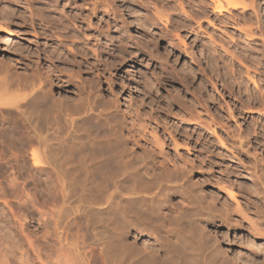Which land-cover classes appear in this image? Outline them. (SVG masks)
<instances>
[{
    "label": "rangeland",
    "instance_id": "374dc122",
    "mask_svg": "<svg viewBox=\"0 0 264 264\" xmlns=\"http://www.w3.org/2000/svg\"><path fill=\"white\" fill-rule=\"evenodd\" d=\"M103 1L0 0V61L22 75L39 70L21 97L34 98L38 82L46 101L26 97L23 112L13 110L20 119L0 113V264H183L181 252L196 264H264V0H235L249 7L223 14L218 0ZM21 120L28 131L8 128ZM78 143L94 145L85 153L114 174L133 156L147 160L146 178L167 168L183 180L172 179L175 191L157 204L150 193L129 204L116 190V202L132 208L130 225L97 202L121 180L79 170ZM101 219L115 231L112 253Z\"/></svg>",
    "mask_w": 264,
    "mask_h": 264
},
{
    "label": "bare ground",
    "instance_id": "6f19581e",
    "mask_svg": "<svg viewBox=\"0 0 264 264\" xmlns=\"http://www.w3.org/2000/svg\"><path fill=\"white\" fill-rule=\"evenodd\" d=\"M99 1V0H98ZM103 1V0H102ZM202 1V0H201ZM204 1V0H203ZM202 1V2H203ZM210 1H212V0H210ZM216 1V0H215ZM223 1V0H222ZM104 2V1H103ZM213 2V1H212ZM216 2H218L217 4H216V6H215V10H216V12H218V13H222V12H224V11H227L228 12V9L229 8H238V7H244V9H246V7L248 6H246V5H244L243 4V2H237V1H235V0H225L224 1V3L225 4H223L222 2H219V0L218 1H216ZM96 3V2H95ZM100 3V2H99ZM98 3V4H99ZM102 3V2H101ZM205 3H206V1H205ZM213 3H215V2H213ZM212 3V4H213ZM97 4V5H98ZM200 4V3H199ZM207 4H209V3H207ZM48 5V4H47ZM109 5V4H108ZM215 5V4H214ZM55 6V5H54ZM96 6V5H95ZM94 6V7H95ZM99 6V5H98ZM105 6H107V5H105ZM110 6V5H109ZM111 6H113V5H111ZM200 6V5H199ZM204 6V5H203ZM208 6V5H207ZM253 5H251L250 7H252ZM97 7V6H96ZM103 7V6H102ZM249 7V6H248ZM247 7V8H248ZM50 9H51V6L49 7ZM114 8V7H113ZM113 8H111V9H113ZM202 8V7H201ZM94 9V8H93ZM105 9H107V8H105ZM110 9V8H109ZM206 9H207V7H206ZM209 9V8H208ZM213 9V8H212ZM55 10V9H54ZM232 10V9H231ZM57 11V10H56ZM55 11V12H56ZM96 11V10H95ZM205 11V10H204ZM203 11V12H204ZM230 11V10H229ZM42 12V11H41ZM47 12H49V11H47ZM58 12V11H57ZM108 12H113L112 10H110V11H108ZM208 12V11H207ZM213 12H215V11H213ZM215 12V13H216ZM114 14H115V12H113ZM117 13V12H116ZM202 14V13H201ZM207 13L205 12V15H206ZM217 14V13H216ZM223 14V13H222ZM44 15V14H43ZM220 15V14H219ZM202 16H203V14H202ZM43 18H44V16H43ZM41 19H42V16H41ZM47 20V19H46ZM45 20V22H47ZM51 20V19H50ZM49 20V22L51 23L52 21H50ZM58 20H56V22H57ZM55 22V21H54ZM54 22H53V24H54ZM55 22V23H56ZM49 24V23H48ZM57 24V23H56ZM58 24H60V23H58ZM62 25H63V23H62ZM60 27H61V25H60ZM8 37V36H7ZM9 42H11V39H9V38H6V40L3 42L4 44H8ZM12 67H13V65L11 66V64L10 65H7L6 63H3L2 61H0V113L2 114V112H4V111H6V113H7V111H12V112H14V111H17V112H23V111H20V109H21V103H22V101H24V100H26V97H28L30 94H29V92H28V96L26 95V97H24V98H22L21 97V92H22V90H23V86H24V83L28 80V79H30L29 81H31L32 80V82L33 81H36V80H38V82H40V78H42V76L40 75V73L37 71V69H34L35 71L32 73V74H30V75H22V74H18V72H13V70H12ZM38 66H36V68H37ZM40 68V67H39ZM31 69V68H30ZM15 70H16V68H15ZM41 70V69H40ZM32 71V70H31ZM21 73V72H20ZM42 74V73H41ZM2 75V76H1ZM2 77V78H1ZM46 77H44V79H45ZM48 79V78H47ZM49 80V79H48ZM43 81V80H42ZM50 81V80H49ZM38 82H37V84H38ZM43 82H41L40 83V85L42 84ZM45 83V82H44ZM49 82L47 81V84H48ZM26 84L27 85H29L27 82H26ZM25 84V85H26ZM36 84V82H35V86H37V87H34V89L35 88H37L36 90H34V95H33V97L34 98H32V96L31 97H29V98H32L33 99V101H31V103L32 102H34V103H36V102H38L39 100L38 99H40V101H41V99L42 98H40L37 94H38V92L39 91H37V90H40V88H41V86L43 85H39L40 87L38 88V85ZM46 84V85H47ZM51 84V83H50ZM34 85V84H33ZM31 86V85H30ZM44 86V85H43ZM29 87V86H28ZM32 87V86H31ZM32 87V88H33ZM43 88V87H42ZM26 89H27V86H26ZM25 88H24V91L26 90ZM29 89V88H28ZM27 89V90H28ZM31 89V88H30ZM44 89H46V87L44 88ZM48 89V88H47ZM27 90H26V92H27ZM49 90H50V86H49ZM29 91V90H28ZM33 91V90H32ZM41 91V90H40ZM30 92H31V90H30ZM50 92V91H49ZM25 93V92H24ZM42 93V92H41ZM46 93V92H45ZM47 94V93H46ZM45 95V94H44ZM49 95V94H48ZM47 95V96H48ZM88 96V95H87ZM43 97V96H42ZM45 97H46V95H45ZM49 98H50V96L48 97V100H49ZM46 100H47V97H46ZM50 100H52L51 98H50ZM45 102L46 103V101L43 99L41 102ZM43 102V103H44ZM48 102V101H47ZM52 103H50V104H52V105H54L53 103V101H51ZM55 102H59V100L58 101H55ZM24 103H26V102H24ZM60 103V102H59ZM62 103H60L59 105H58V108H60L61 109V107H64L63 105H61ZM100 104V103H99ZM24 105H27V104H24ZM24 105H22L23 106V108H24ZM29 105V104H28ZM30 105H32V104H30ZM29 105V106H30ZM41 105H43L42 103L41 104H39V106H41ZM34 106V105H33ZM32 106V107H33ZM103 106V105H102ZM35 107V106H34ZM33 107V109H34V112L36 111L37 112V110L35 109ZM44 107H46L45 106V104H44ZM54 107V106H53ZM53 107H51V108H53ZM57 107V106H56ZM66 107V106H65ZM75 107V106H74ZM80 107V106H79ZM79 107H78V109H79ZM30 108V107H29ZM37 108H38V106H37ZM43 108V107H42ZM55 108V107H54ZM54 108H53V110H54ZM25 109H27V107L25 108ZM39 109H40V107H39ZM38 109V110H39ZM45 109V108H44ZM43 109V110H44ZM47 109V108H46ZM57 109V108H56ZM14 110V111H13ZM22 110V109H21ZM28 110H30V109H28ZM41 110V109H40ZM43 110H41L42 111V113H43ZM62 110H63V108H62ZM65 110V109H64ZM74 110V109H73ZM2 111V112H1ZM31 111V110H30ZM67 111V110H66ZM16 112V113H17ZM40 112V111H39ZM39 112L38 113H36V114H39ZM52 112H54V111H52ZM57 112H60V113H62L63 111H60V110H58ZM75 112H77L76 111V109H75ZM9 113L10 112H8V116H9ZM16 113L14 112L13 114H15L16 115ZM25 113H26V110H25ZM28 114H29V111L27 112ZM26 113V114H27ZM31 114L33 113V112H30ZM41 113V112H40ZM1 114H0V116H1ZM20 113H18L16 116L19 118L20 117V115H19ZM26 114H24V115H26ZM47 114V113H46ZM65 114H66V116H67V112H65ZM2 115H4V114H2ZM6 115V114H5ZM10 115H11V113H10ZM15 115H13V116H15ZM22 115V114H21ZM30 115V114H29ZM41 115V114H40ZM49 115H50V113H49ZM31 116V115H30ZM36 116V115H35ZM39 116V115H38ZM38 116H36V117H38ZM42 116H44V115H42ZM57 116H58V114H57ZM59 116H61V115H59ZM63 116H64V113H63ZM24 117V116H23ZM25 117H27V115L25 116ZM24 117V118H25ZM32 117H33V115H32ZM47 117V116H46ZM13 118V117H12ZM15 118V117H14ZM21 118V117H20ZM19 118V119H20ZM24 118L22 119V120H24ZM43 118V117H42ZM45 118V117H44ZM57 118V117H56ZM19 119H17V120H19ZM28 119V118H27ZM26 119V120H27ZM35 119V118H34ZM41 119V118H40ZM15 120H16V118H15ZM14 120V121H15ZM21 120V122H18V123H13L12 125H10L9 124V126H8V128H12V129H17L19 132H21V130H19V129H22V128H25L28 124H30L29 122L30 121H32V120H30L29 122H28V120H27V122H28V124H26V123H24L23 121ZM34 121V120H33ZM47 121V120H46ZM3 122H5L4 120H3ZM8 122H9V119H8ZM17 122V121H16ZM23 122V123H22ZM36 122V121H35ZM38 122V121H37ZM45 122V121H44ZM49 122V121H48ZM81 122V121H80ZM1 123V122H0ZM6 123V122H5ZM32 123V122H31ZM51 123V122H50ZM53 123H55L54 121H53ZM57 124V123H56ZM2 125H4V123H2ZM32 125V124H31ZM34 125L35 126H33L32 128L34 129L35 127H36V129H37V126H36V124L34 123ZM51 125V124H50ZM53 125V124H52ZM55 125V124H54ZM5 126V125H4ZM49 126V125H48ZM48 126H47V124H46V128H48ZM78 126V125H77ZM39 127V126H38ZM50 128L52 127V126H49ZM58 127V126H57ZM79 127V126H78ZM82 127V126H81ZM83 127H84V124H83ZM5 128V127H4ZM6 128H7V124H6ZM5 128V129H6ZM7 128V129H8ZM28 126L25 128L27 131H28ZM40 128V127H39ZM42 128V127H41ZM87 128V127H86ZM1 129V128H0ZM12 129H10V131H12ZM56 129V128H55ZM58 129H59V127H58ZM9 130V129H8ZM16 130V131H17ZM39 130V129H38ZM40 130H43V129H40ZM52 130H53V128H52ZM9 131V132H10ZM25 131V130H24ZM24 131H23V133H24ZM37 130H35V132H36ZM49 131V130H48ZM46 132V134H48V133H50V132ZM84 131H86V130H84L83 129V132ZM1 132H4V131H2L1 130ZM8 132V133H9ZM26 132V131H25ZM34 132V133H35ZM40 132V131H39ZM38 132V133H39ZM42 132V131H41ZM82 132V131H81ZM80 131H79V134L81 133ZM82 132V133H83ZM27 133V132H26ZM30 133V132H29ZM43 133V132H42ZM51 133H57V132H51ZM50 133V134H51ZM60 133V132H59ZM74 133H75V131H74ZM77 133V132H76ZM86 134L87 133H89L88 132V130H87V132H85ZM19 134H22V133H19ZM33 134V133H32ZM41 134V133H40ZM39 134V135H40ZM45 134V135H46ZM54 134V135H55ZM84 134V133H83ZM23 135V134H22ZM44 135V134H43ZM52 135V134H51ZM50 135V136H51ZM54 135H52V137L54 136ZM66 135V134H65ZM80 135H82V134H80ZM88 135V134H87ZM27 136V135H26ZM35 136V135H34ZM41 136H42V134H41ZM40 136V137H41ZM48 136V135H47ZM73 136V135H72ZM12 137V136H11ZM14 137V136H13ZM36 137H38V139H39V136L37 135ZM36 137H33L34 139L36 138ZM42 137H44V136H42ZM46 137V136H45ZM85 137V136H84ZM89 137H91L90 136V133H89ZM28 138H29V136H28ZM27 138V139H28ZM32 138V137H31ZM30 138V139H31ZM33 138L31 139V142H32V144L31 145H33V142L35 143L36 141H38V140H33ZM50 138V137H49ZM53 138H57V137H53ZM60 137H58V139H59ZM78 138V137H77ZM77 138H75L74 137V139H75V141H76V139ZM80 138H81V136H80ZM86 139H87V141H88V138L87 137H85ZM93 138V137H92ZM46 139H48V137L46 138ZM55 139H49V141L51 140H55ZM65 139V138H64ZM84 139V138H83ZM83 139H80L81 141H83ZM91 139V138H90ZM15 140V139H14ZM44 140V139H43ZM46 142L48 141V140H45ZM44 141V142H45ZM50 141V142H51ZM59 141V140H58ZM64 141V140H63ZM85 141V140H84ZM83 141V142H84ZM86 141V142H87ZM90 141V140H89ZM38 142H40V141H38ZM45 142V143H46ZM76 142H79V141H76ZM82 142V143H83ZM85 142V143H86ZM91 142V141H90ZM93 142V141H92ZM41 143H42V139H41ZM45 143H42V144H45ZM62 143V142H61ZM82 143H78V144H80L79 146H81L82 145ZM89 143V142H88ZM87 143V144H88ZM96 144L97 143V141L96 142H93V144ZM39 144L40 143H38L37 144V146H39ZM84 144V143H83ZM87 144H85V145H87ZM92 143H90V144H88V145H91ZM27 145H29L28 144V142H27ZM76 145V144H75ZM74 145V146H75ZM34 146V145H33ZM32 146V147H33ZM36 146V147H37ZM41 146V145H40ZM44 146V145H43ZM51 146V145H50ZM53 146V145H52ZM71 146H73V144L71 145ZM92 146V145H91ZM106 146V145H105ZM104 146V147H105ZM35 147V146H34ZM42 147V146H41ZM40 147V148H41ZM76 147H78V145H76ZM76 147H74L76 150L78 149V148H76ZM93 147H95L94 145H93ZM93 147H89V148H93ZM98 147V146H97ZM100 147V146H99ZM39 147H37V149L35 148V151L33 152L32 151V153H35V152H37V150H40V149H38ZM43 148V147H42ZM54 148V147H53ZM81 148H83V146H81ZM88 148V149H89ZM84 149L85 150H88L87 148H83V151H84ZM74 150V149H73ZM95 150V149H94ZM96 150H97V148H96ZM78 151H80V150H78ZM71 152H73L72 151V147H71ZM89 152H91L90 150H89ZM88 151L85 153V151L84 152H81V154H80V156H79V154H78V158H79V170H81L82 172H84V174H86V175H92V176H98V177H100V180L101 179H106V180H109V179H111V178H115V177H117V179L119 178L120 180H121V182H120V184L119 185H117V186H113V185H111V186H113V187H115L116 189L115 190H110V189H106L105 188V190H107L106 192L107 193H104V192H102V193H104L105 195L103 196V199L101 200V201H97L99 204H102V203H105L108 207H109V209L110 208H113L115 211H110V212H113V213H115L117 216H119L120 217V220H124L125 222H127L128 224H130V225H132V224H134V222H133V220L131 219V211H130V209H132V208H129V209H127L126 208V205L125 206H122V204L121 203H119V202H116V200L117 199H115V197L117 198L118 196H120L118 193V195H116L115 196V192H116V190H120V191H124V194H125V192L128 194V195H130L131 196V201L129 202V204H132L133 202H135V200H136V198H138L139 196H142L143 194H147V193H150V194H152L153 196H152V198L150 199V203L151 204H157V203H159V202H161V199L163 200V196H166L168 193H171V192H173V191H175V189L172 187V186H170V182H172V179L174 180L175 179V181H176V179H179V178H181L182 176H183V173H179V172H177V175H176V172H175V174L174 173H172V171H171V173H170V170H168V171H165V169H167V168H165V167H163V168H165L163 171L164 172H160V168H159V172L161 173H158V175H156L155 174V172H154V169H151V170H153V172H154V174H155V176H152L153 178H150V176H149V178H146V176L148 175V173L150 172V168H149V172H148V162H147V160H141L140 158H139V161H138V159H131V158H127L126 156V160H125V162H124V164L120 167V169H119V171H117L115 174L114 173H112L111 172V170H107V169H103V165L104 164H101L100 162H99V158L95 155V154H93V153H89ZM96 152V151H95ZM123 152V151H122ZM126 152L128 153V151L126 150ZM145 152H146V150L143 152L144 154H145ZM151 152V151H150ZM39 153V156H40V151L38 152ZM38 153H35V154H32V156L34 155V157H32V158H34L35 159V161H34V163H33V165L35 166V165H38L39 166V164L40 163H42L41 161H42V159L41 160H39V158H43V156H42V154H41V156L39 157L37 154ZM127 153H125V154H127ZM148 153H149V151H148ZM147 153V154H148ZM69 153H66V155L67 156H70V157H67V156H65V158L67 159V158H70V159H72L71 158V155H68ZM124 154V155H125ZM132 154V153H131ZM146 154V155H147ZM151 153H149V155H150ZM247 154V153H246ZM127 155H129V154H127ZM39 158H38V157ZM100 156V155H99ZM119 156V155H118ZM152 156V155H151ZM59 157V156H58ZM61 157V156H60ZM104 157V156H103ZM120 157V156H119ZM130 157V156H129ZM138 157V156H137ZM139 157H141V156H139ZM150 157V156H149ZM74 158V157H73ZM105 158H106V156H105ZM108 158V157H107ZM117 158V157H116ZM135 158V157H134ZM145 158H147V157H145ZM150 158H152V157H150ZM154 158V157H153ZM152 158V159H153ZM76 159V158H75ZM122 158L120 157V160H121ZM157 159V158H156ZM78 160V159H77ZM119 160V159H118ZM141 160V161H140ZM154 160H155V158H154ZM154 160H152V161H154ZM101 161H102V159H101ZM105 161H106V159H105ZM108 161V160H107ZM116 163H117V161L116 160H114ZM122 161V160H121ZM124 161V160H123ZM156 161V160H155ZM155 161H154V164H155ZM102 162H104V161H102ZM111 162V161H110ZM119 162V161H118ZM150 162V161H149ZM69 163V162H68ZM67 163V164H68ZM98 163H99V165H98ZM113 163V162H112ZM111 163V164H112ZM115 163V164H116ZM121 163H123V162H121ZM121 163H118L119 165H116V167L118 166H120V164ZM151 163H153V162H151ZM72 164V163H71ZM102 166H101V165ZM108 164V163H107ZM150 164V163H149ZM162 164H164V163H162ZM161 164V165H162ZM109 165V164H108ZM113 165V164H112ZM157 165V164H156ZM155 165V166H156ZM160 165V164H159ZM71 166V165H70ZM72 166L74 167V165L72 164ZM89 166H90V168H89ZM106 166V165H105ZM163 166V165H162ZM35 167H37V166H35ZM113 167V166H112ZM115 167V168H116ZM153 166H151V168H152ZM174 167V166H173ZM70 168H72V167H70ZM108 168V167H107ZM162 168V169H163ZM175 168V167H174ZM173 168V169H174ZM60 169H62V168H60ZM69 169V168H68ZM156 169H157V167H156ZM169 169V168H168ZM179 169H181V168H179ZM183 169V168H182ZM181 169V170H182ZM185 169V168H184ZM183 169V170H184ZM78 170V169H77ZM116 170V169H115ZM172 170V169H171ZM183 170H182V172H183ZM66 171H67V169H66ZM81 171H80V173H81ZM113 171V170H112ZM180 171V170H179ZM60 172V171H59ZM73 172V170L71 171V173ZM157 172V171H156ZM62 173V172H61ZM64 173V172H63ZM66 173V172H65ZM168 173H169V175H168ZM67 174V173H66ZM74 174V173H73ZM76 174H78L77 173V171H76ZM81 174H83V173H81ZM153 174V173H152ZM170 174H172V175H170ZM181 174V175H180ZM150 175V174H149ZM79 180H80V182L82 181L83 182V185H84V183L86 182L85 180V178H86V176L84 177V181L82 180V178H81V176L79 175ZM88 177V176H87ZM148 177V176H147ZM185 177V176H184ZM92 178V177H91ZM94 179L96 178V177H93ZM97 179V178H96ZM118 179V180H119ZM92 180V182L94 181L93 179H91ZM91 180H89L90 182H91ZM115 180V179H114ZM182 180H183V177H182ZM88 181V180H87ZM90 182H88V184L90 185ZM103 182V181H102ZM174 182V181H173ZM173 182H172V184H173ZM178 182V181H177ZM183 182V181H182ZM87 183V182H86ZM95 183L97 184V182L95 181ZM175 184H176V182H174ZM179 183V182H178ZM177 183V184H178ZM104 184H107V183H104ZM104 184H103V186H104ZM187 184V183H186ZM81 186H83L82 184H80ZM79 185V186H80ZM92 185H94V184H92ZM98 185V186H97ZM96 185V188L97 187H100V189H101V187H102V184H97ZM108 185V184H107ZM110 185V184H109ZM85 186V185H84ZM83 186V187H84ZM177 186V185H176ZM175 186V187H176ZM184 186V185H183ZM91 187V186H90ZM90 187H88V188H90ZM93 187V186H92ZM95 187V186H94ZM93 187V188H94ZM178 187H180V186H178ZM185 187H187L188 188V186H185ZM190 187V186H189ZM86 188V187H85ZM87 188V189H88ZM103 188V187H102ZM109 188H112V187H109ZM182 188V187H181ZM181 188H179V189H181ZM184 188V187H183ZM182 188V189H183ZM99 189V188H98ZM185 189V188H184ZM86 190V189H85ZM92 190V189H91ZM102 190H104V189H101V191ZM104 190V191H105ZM87 191V190H86ZM98 190H94V192H97ZM186 191V190H185ZM83 193H82V195L84 194V192L85 191H82ZM88 192H90L89 190H88ZM93 192V193H94ZM181 192H183V191H181ZM187 192V191H186ZM186 192H185V194H186ZM190 192V191H189ZM178 193V192H177ZM87 194V193H86ZM85 194V195H86ZM179 194H180V191H179ZM184 193H182V195H183ZM187 194H189V193H187ZM90 195V194H89ZM97 194L95 193V196H96ZM121 195H123V194H121ZM181 195V196H182ZM197 195H199V194H197ZM130 196H128V197H130ZM137 196V197H136ZM146 196H149L148 194L146 195ZM80 197V196H79ZM87 197H89V196H87ZM127 197V198H128ZM134 197H136L135 198V200L134 199H132V198H134ZM191 197V196H190ZM189 197V198H190ZM203 197V196H202ZM92 198H95L94 200H97L96 199V197H92ZM120 198V197H119ZM122 198V197H121ZM148 198V197H147ZM188 198V199H189ZM195 198V197H194ZM81 199V198H80ZM85 199V198H84ZM89 199H91V197H89ZM124 199H125V197H124ZM142 199V198H141ZM146 199V198H145ZM145 199L143 198L142 200L143 201H145ZM187 199V198H186ZM205 199V198H204ZM126 200H128V199H126ZM133 200V201H132ZM185 200V199H184ZM190 200H192V199H190ZM194 200V199H193ZM263 200H264V198H263ZM81 201V200H80ZM82 201H84L83 200V197H82ZM88 201V200H87ZM90 201V200H89ZM91 201H93V199L91 200ZM90 201V202H91ZM118 201V200H117ZM120 201H122L123 202V200H120ZM195 201V200H194ZM197 201V200H196ZM199 201V200H198ZM94 202V201H93ZM93 202H92V204H93ZM96 202V201H95ZM148 202V201H147ZM163 202V201H162ZM184 202H186V201H184ZM193 202V201H192ZM192 202H188L189 204L190 203H192ZM202 202V201H201ZM80 203V202H79ZM127 203V202H126ZM126 203H124V204H126ZM145 203H146V201H145ZM144 203V204H145ZM164 203V202H163ZM183 203V202H182ZM187 202L184 204V205H186V206H188L187 204H188ZM194 203V202H193ZM197 203V202H196ZM199 203V202H198ZM208 203V202H207ZM212 203V202H211ZM88 204H89V202H88ZM91 204V203H90ZM90 204H89V206H90ZM97 204V203H96ZM121 204V205H120ZM150 204V205H151ZM160 204H162V203H160ZM200 204H202V203H200ZM204 204V203H203ZM138 205V204H137ZM148 205V204H147ZM159 205V204H158ZM158 205H154V206H158ZM164 205V204H163ZM199 205V204H198ZM197 205V206H198ZM210 205V204H209ZM92 206V205H91ZM90 206V207H91ZM101 206H103V205H101ZM106 206V207H107ZM130 206V205H129ZM135 206H136V204H135ZM149 206V205H148ZM151 206H153V205H151ZM162 206V205H161ZM182 206V205H181ZM191 206V205H190ZM89 207V208H90ZM95 207V206H94ZM97 207V206H96ZM146 208H147V206H145ZM144 207V208H145ZM159 207V206H158ZM158 207H156L157 209H158ZM184 207V206H183ZM199 207V206H198ZM202 207H203V205H202ZM208 207H210V206H208ZM143 208V209H144ZM150 208V207H149ZM153 208V207H152ZM162 208V207H161ZM191 208V207H190ZM193 208V207H192ZM191 208V209H192ZM91 209H93V207L91 208ZM104 209H105V207H104ZM108 209V208H107ZM189 209V208H188ZM207 209V208H206ZM209 209H211V207L209 208ZM213 209V208H212ZM96 210V209H95ZM102 210V209H101ZM149 210V209H148ZM98 211H100V210H98ZM105 211V210H104ZM184 211V210H183ZM199 211V210H198ZM203 211V210H202ZM212 211V210H211ZM106 212H107V210H106ZM196 212V211H195ZM263 212V211H262ZM101 213V212H100ZM101 214H103V212L101 213ZM110 214V213H109ZM112 214V213H111ZM200 214V213H199ZM207 214V213H206ZM96 215V214H95ZM100 215V214H99ZM104 215V214H103ZM108 215V214H107ZM115 215V216H116ZM202 215V214H201ZM213 215V214H212ZM223 215V214H222ZM97 216V215H96ZM220 216V215H219ZM224 216V215H223ZM264 216V215H263ZM88 217V216H87ZM110 217V216H109ZM112 217V216H111ZM110 217V218H111ZM114 217V216H113ZM118 217V218H119ZM204 217V216H203ZM206 217V216H205ZM110 218H108L109 220H110ZM117 218V217H116ZM122 218V219H121ZM213 217L212 216H210V215H208V217H206V219H204V220H202V222H206V221H210L211 219H212ZM93 219H95V217L93 218ZM114 219V218H113ZM112 219V220H113ZM232 219V218H231ZM108 220V221H109ZM195 220V219H194ZM99 221V220H98ZM108 221H106V220H104V219H101V222H104L105 224H104V228H105V231H103L104 233V235H102V233L100 234V235H102L103 236V242H104V245H102L103 246V248L105 249V251H107L108 253L110 252V253H112L113 252V249H114V247H113V241L112 240H114V234L112 233V232H115V231H112V225L110 224L109 225V223H108ZM117 221V223H118V220H116ZM89 222H90V220H89ZM110 222H111V220H110ZM121 222V221H120ZM119 222V223H120ZM95 224V222H90V224ZM115 223V222H114ZM118 223V224H119ZM97 225V224H96ZM98 225H99V223H98ZM97 225V226H98ZM120 225H121V223H120ZM93 226H95V225H93ZM96 226V227H97ZM103 226V225H102ZM111 226V227H110ZM115 226V225H114ZM140 226V225H139ZM117 227V226H116ZM130 227V226H129ZM104 228H103V230H104ZM115 228V227H114ZM140 228V227H139ZM98 229H99V227H98ZM98 229H96V230H98ZM255 229V228H254ZM254 229H253V231H254ZM101 230H102V227H101V229H100V232H101ZM114 230V229H113ZM115 230H116V228H115ZM258 230V229H257ZM118 231V230H117ZM256 232V231H255ZM118 233V232H117ZM257 233V232H256ZM261 234V233H260ZM99 235V236H100ZM258 235V234H257ZM182 236V235H181ZM117 237V236H116ZM116 237H115V239H116ZM119 237V236H118ZM118 237H117V239L116 240H118ZM98 238V237H97ZM180 239V238H179ZM181 240H183L182 238H181ZM98 241H100L99 239H98ZM184 242H185V240H184ZM101 244H102V241H101ZM115 246V245H114ZM103 248H102V250H103ZM102 252H104V251H102ZM105 254V253H104ZM107 255V254H106ZM108 256H109V254H108ZM187 256V255H186ZM179 258L180 259H182L183 260V264H196L195 262H194V260H192V261H188L187 259H186V257H185V255H183L182 254V252L179 254ZM242 264H250V263H248V262H241Z\"/></svg>",
    "mask_w": 264,
    "mask_h": 264
}]
</instances>
